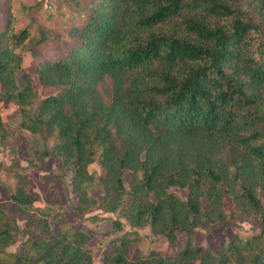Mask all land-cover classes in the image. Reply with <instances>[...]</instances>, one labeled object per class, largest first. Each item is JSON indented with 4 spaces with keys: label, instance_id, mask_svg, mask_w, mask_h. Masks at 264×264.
<instances>
[{
    "label": "trees",
    "instance_id": "obj_1",
    "mask_svg": "<svg viewBox=\"0 0 264 264\" xmlns=\"http://www.w3.org/2000/svg\"><path fill=\"white\" fill-rule=\"evenodd\" d=\"M82 13L67 52L35 67L43 86L59 89L35 111L31 74L22 87L17 80L30 32L9 17L0 97L23 130L53 139L35 158L54 157L71 173L82 217L116 214L169 244L186 236L167 256H131V239L117 238L103 264H264V0H91ZM12 135L0 114V144ZM36 201L27 175L0 201V264H95L96 232L70 224L57 187L47 186L45 210ZM13 212L24 218L18 253L8 251L20 233ZM252 220L259 233L218 252L193 242L206 222ZM122 226L114 221L111 232Z\"/></svg>",
    "mask_w": 264,
    "mask_h": 264
},
{
    "label": "rangeland",
    "instance_id": "obj_2",
    "mask_svg": "<svg viewBox=\"0 0 264 264\" xmlns=\"http://www.w3.org/2000/svg\"><path fill=\"white\" fill-rule=\"evenodd\" d=\"M91 0H0V30L6 25L9 17L15 19V30L27 28L30 39L20 50L23 55V71L18 73L19 86L25 85L24 73L31 74L32 83L36 88V104L32 110H36L38 103L47 96L56 94V87L43 86L35 75V67L39 62L54 60L63 56L73 39L68 33L71 25L77 24L83 17L82 4ZM43 40V41H42ZM41 42L37 45L38 42ZM1 93V89H0ZM0 114L4 125L13 133L11 138L0 144V201L9 198L16 191L20 175L30 177V184L37 196L35 207L46 209L47 186L57 187L58 194L62 198L63 212L70 224L87 232H96L90 241L93 260L95 264H103L104 256L111 250V241L120 237H129L130 255L139 256L156 251L161 255H173L184 247L186 236L179 235L175 244H169L161 236L153 235L149 228H134L122 217L116 214H105L101 211L94 212L98 218L94 221L82 217L74 207L78 203L77 197L71 190V173L63 164L54 157L44 160H36V150L51 152L53 139H44L39 134H33L23 130L16 113V106L5 103L0 97ZM36 162V167L27 168L29 162ZM91 170L100 172L99 166L94 164ZM181 198H186L187 192L172 188ZM264 202V194H260ZM15 218L20 228L18 242L9 247L8 251L18 253L24 238V218L15 212L8 214ZM123 223L122 229L111 232L114 221ZM259 233V223L256 220L239 222L229 226L212 225L208 222L197 229L193 242L197 246L211 248L218 252L222 243L228 242L235 236L250 237Z\"/></svg>",
    "mask_w": 264,
    "mask_h": 264
}]
</instances>
